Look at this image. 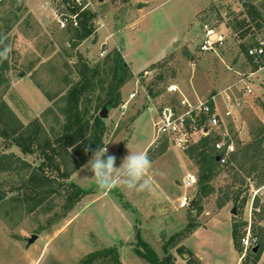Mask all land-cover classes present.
<instances>
[{
	"label": "rangeland",
	"instance_id": "374dc122",
	"mask_svg": "<svg viewBox=\"0 0 264 264\" xmlns=\"http://www.w3.org/2000/svg\"><path fill=\"white\" fill-rule=\"evenodd\" d=\"M74 3L0 0V35L6 37L0 49L11 47L9 57L0 62V166L7 167L0 170V264H83L90 253L111 247L118 250L122 264H151L137 254L138 242L164 258L163 244L186 231L188 223L197 226L169 246L173 264H254L264 237V134L259 132L264 125V66L253 71L246 48L264 37V0H91L85 10L91 13L80 18L77 28H62L54 9L72 13ZM86 18L92 32L82 38L76 29ZM204 21L215 25L225 41L200 53ZM114 50H120L132 72L121 88L123 102L136 87L135 75L151 70L142 80L155 102L182 108V99L193 105L211 100L223 114L224 92L254 72L247 78L253 93L211 134L214 140L232 141L237 160L222 165L211 181L214 191L200 206L193 202L197 186L180 184L187 172L198 173L192 145L181 149L158 136L156 113L149 109L144 91L124 111L119 105L102 117L95 98L83 99L80 112L90 128L97 115L103 119V147L117 156V166L129 151L148 155L150 189L129 191L117 185L100 190L93 174L81 171L91 158L66 175L76 165L72 160H80V142L70 146L64 130L71 82L79 79L82 59L104 65ZM172 83L180 91L170 93ZM16 136L34 152L14 144ZM52 147L59 151L61 171L47 168L46 175L54 177L52 186L37 194L27 187L31 171L42 161L50 163L42 152L51 156ZM12 161L13 169L8 167ZM70 184L87 193L65 213ZM185 193L191 196L187 205L181 200ZM227 197L231 200L224 203ZM210 220L211 225L192 234ZM229 221L232 229L233 223L240 225L242 250L234 246ZM249 230L250 245L245 248L242 239ZM33 235L38 237L29 243ZM94 264L116 263L108 258ZM257 264H264V248Z\"/></svg>",
	"mask_w": 264,
	"mask_h": 264
},
{
	"label": "trees",
	"instance_id": "16d2710c",
	"mask_svg": "<svg viewBox=\"0 0 264 264\" xmlns=\"http://www.w3.org/2000/svg\"><path fill=\"white\" fill-rule=\"evenodd\" d=\"M71 9L74 12L77 10L76 7L73 6ZM90 13V11H84L82 12L81 17H86ZM91 15L93 16L94 14ZM76 30L82 38L88 37L90 35L92 29H89L88 27L87 18L81 22V29ZM250 60L254 63L253 71L259 70L261 65L259 63L254 62L251 58ZM78 74L79 79L77 81L71 82V87L68 90V94L66 97V114L68 116V120L64 130L65 133L69 134L68 136L71 137L69 143L70 146H73L76 142H80L81 148H79V145L78 149H76V154L80 157V160L77 161V159L75 158L72 160L76 163V165L72 167L71 170H69V173L68 171L66 172L67 176L72 174L84 162L89 160L92 157L94 151L98 152L99 149L103 147V137L105 133V124L103 122V119L99 115H97L95 118V125L92 128L89 127V122H87L85 125L83 121H81V101L83 99H86L87 101H92L96 98V106L100 111H102L104 108H106L108 111L111 108L117 107L123 102L121 88L126 83V81H128L132 77V72L129 68V65L124 60L120 50H114L111 53L109 61L105 62L104 65L102 63L91 65L86 59H82L78 67ZM47 97L51 100L53 99L51 95H48ZM87 132H90V135H87ZM259 132L261 134H264V125L263 129ZM0 134L2 135L1 129ZM63 139V136H60L58 138L59 141ZM220 139L221 138L214 140L212 139V136L209 135L203 137L199 142L194 143L191 146V154L192 156L198 158L197 162L199 165L197 173L198 180L196 184L198 190L196 196L193 199V202L197 207L202 204L203 198L205 196H208L214 191V186L212 185L211 181L215 177L220 175L222 171L223 164L218 160L219 152L215 148V143ZM13 140V143L17 146H20L22 151L26 153L34 152L31 144H26L23 138L16 136L13 138ZM30 141H33V137H31ZM41 147L42 150L45 148L43 145ZM51 150V156L48 155L47 152H42L46 157L47 161H50V163L42 161L39 167L31 171V185H28L27 187H29L30 191L35 192L37 194L40 193V188H47L52 186L51 184L53 182L54 177H52L51 175H46L47 168L51 167L52 171L53 169H55L57 172L61 171L60 165L56 163V157L59 154V151L53 147ZM236 160L237 157L234 151L231 154L228 162L226 163V166H230V164H232L233 161ZM10 163L11 164H9L10 166L8 167L11 169L15 168L16 162L12 161ZM53 163L54 167L52 166ZM2 168L7 167L0 166V170H6ZM69 186L71 188V194H69L67 202L65 203L63 208L65 213L72 210L75 204L80 201L82 196L87 193V191L75 186L74 184H70ZM50 192L48 191V193ZM2 197L3 196H0V198ZM228 200L231 199L227 197L224 203H226ZM196 226V224L192 225L191 223H188L186 231L182 233L180 232L173 234L169 238L168 242L163 244V249L166 254L164 258H160L154 251V249L142 240H140L137 244V254L149 261L151 264H173L174 255L170 254L169 246H174L178 238H182L185 233L192 232ZM240 231V225L238 223H233L232 235L236 250H242V236L240 235ZM258 246V251L254 253V264H257L261 252L264 248V237L259 241ZM182 252L183 251H181V253ZM108 258L116 264H122L120 261V255L118 250L112 247L105 248L102 251H94L90 253L85 258L83 264H94L97 261H105Z\"/></svg>",
	"mask_w": 264,
	"mask_h": 264
},
{
	"label": "built area",
	"instance_id": "2783aa9c",
	"mask_svg": "<svg viewBox=\"0 0 264 264\" xmlns=\"http://www.w3.org/2000/svg\"><path fill=\"white\" fill-rule=\"evenodd\" d=\"M74 2L73 7H77L75 12L59 13L57 9H54L55 18L62 28L78 27L82 12L89 8L91 4V0H74ZM202 33L203 37L197 45V50L200 53L213 50L225 41L224 34L219 32L217 27L209 21L202 22ZM247 56L254 62L259 63L260 67L264 66V37L256 39L247 48ZM150 74H152L151 70H144L141 74L135 75L136 87L120 107L124 111L129 103L138 97L140 91H144V97L150 104L149 109H154L156 113L155 126L158 136L168 138L181 149H187L203 137L211 135L213 130L221 125V121L223 122L225 119L232 117L234 109L242 107L247 97L253 93V87L247 80L254 74V72H251L248 76H241L235 87H229L230 91L224 92L225 109L223 114L218 111L211 100L200 101L198 104L193 105L186 98L181 100L183 107L179 108L169 102L164 104L155 102V97L151 91L145 88L142 80L143 77ZM168 91L173 94L180 91V88L172 83L168 86ZM215 148L219 152L218 158L222 164H226L231 154L236 150L234 143L226 138L218 140L215 143ZM197 180V174L189 171L184 175L180 184L184 188H192L196 186ZM181 200L183 204L187 205L191 202V196L185 193ZM242 243L245 248L249 247L250 230L242 239Z\"/></svg>",
	"mask_w": 264,
	"mask_h": 264
},
{
	"label": "clouds",
	"instance_id": "9594fccd",
	"mask_svg": "<svg viewBox=\"0 0 264 264\" xmlns=\"http://www.w3.org/2000/svg\"><path fill=\"white\" fill-rule=\"evenodd\" d=\"M6 39L0 35V44ZM11 52L10 46L0 49V62L6 60ZM152 161L143 151H129L117 166V156L109 153L108 147L94 151L91 159L81 171L91 172L100 190H110L120 185L129 191H144L151 187L148 179Z\"/></svg>",
	"mask_w": 264,
	"mask_h": 264
},
{
	"label": "crops",
	"instance_id": "0c3cea01",
	"mask_svg": "<svg viewBox=\"0 0 264 264\" xmlns=\"http://www.w3.org/2000/svg\"><path fill=\"white\" fill-rule=\"evenodd\" d=\"M256 74V73H255ZM215 221V220H214ZM214 221H212V222H214ZM218 222H220V220H217ZM230 222V226H231V235H232V231H233V229H232V223H231V221H229ZM220 223H222V222H220ZM208 225H211V220L208 222V223H205L204 225H202V226H199L192 234H194V233H198L200 230H202L203 228H205V227H207ZM232 240H233V235H232ZM233 243H234V241H233ZM185 244H186V241H185ZM196 255H197V253H196ZM201 259V258H200ZM202 260V259H201ZM240 260H241V258H240Z\"/></svg>",
	"mask_w": 264,
	"mask_h": 264
},
{
	"label": "water",
	"instance_id": "95a60500",
	"mask_svg": "<svg viewBox=\"0 0 264 264\" xmlns=\"http://www.w3.org/2000/svg\"><path fill=\"white\" fill-rule=\"evenodd\" d=\"M102 117H105L107 115V109L104 108L102 111H101V114H100ZM219 160V158H218ZM233 213H236V210L234 209L233 210ZM37 235H33L30 240H29V243H33L36 239H37Z\"/></svg>",
	"mask_w": 264,
	"mask_h": 264
}]
</instances>
